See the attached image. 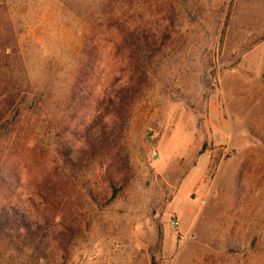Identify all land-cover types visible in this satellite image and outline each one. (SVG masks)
Returning a JSON list of instances; mask_svg holds the SVG:
<instances>
[{
	"label": "rangeland",
	"instance_id": "1",
	"mask_svg": "<svg viewBox=\"0 0 264 264\" xmlns=\"http://www.w3.org/2000/svg\"><path fill=\"white\" fill-rule=\"evenodd\" d=\"M119 6L155 34L149 86L75 163L94 114L71 101L85 41L94 92L137 55L93 28ZM0 129V204L58 234L39 250L0 237V264H264V0H0Z\"/></svg>",
	"mask_w": 264,
	"mask_h": 264
},
{
	"label": "trees",
	"instance_id": "2",
	"mask_svg": "<svg viewBox=\"0 0 264 264\" xmlns=\"http://www.w3.org/2000/svg\"><path fill=\"white\" fill-rule=\"evenodd\" d=\"M123 11L122 6L113 8V11L106 18L101 16L103 18L97 19L100 20V24L105 22V24L108 23L110 26L99 27L96 20L97 23L93 22L95 23L93 28L105 36L116 32L120 38V42L130 41L133 51L137 55L128 66L129 74L120 78L116 84V89L106 91V87L103 86L102 90L94 92L92 81L95 72V59L91 55V51L93 48L97 49L99 44L97 42L91 43L90 38L94 35L91 34L84 43L82 49L83 59L79 63V70L76 71L70 82V90L73 95L71 101L80 104L88 100V103H91L90 107L92 106L94 111L90 123L85 124L83 120H79V124L83 127V132L74 131L75 135H77V140H80L81 137L83 138L81 146L89 148V150H86L85 155L72 156L75 163L76 160L82 163L86 157H90L91 160L96 161L97 158L94 157V153L100 149V146L103 147L104 143L108 145L107 141L112 140L111 142H114L117 140V132L119 133L117 130L120 127H122V130L125 128L137 100L149 86L151 61L154 55L151 42L155 34L152 30L143 28L137 24L127 25L124 20ZM101 92L105 96L100 97L101 95L99 94ZM1 97L3 99L8 98L6 94H2ZM11 101L12 99L8 101V104ZM102 101H109V105L112 108L111 111H107L109 112L107 114L103 113L102 107H100ZM82 114V108H79L78 115ZM106 127H110L111 130H107ZM109 160V164L112 165V159L110 158ZM108 179L110 184L113 185V191L110 196V199H112L117 195L119 190L115 186V182H117L115 176H109ZM51 189L55 192L57 187L52 186ZM55 211L45 212L44 214L47 215L46 220L51 218V215L54 216L58 213ZM13 234L17 237L16 247L20 250L27 247L31 248L30 244H34V249L39 250L43 244L45 246L49 245L47 241L49 242L51 236L58 235L54 230L51 231L49 225L38 224L33 227L32 222L29 220V215L25 211L20 210L16 205L0 204V237L8 243H13ZM41 253L37 256H41Z\"/></svg>",
	"mask_w": 264,
	"mask_h": 264
},
{
	"label": "built area",
	"instance_id": "3",
	"mask_svg": "<svg viewBox=\"0 0 264 264\" xmlns=\"http://www.w3.org/2000/svg\"><path fill=\"white\" fill-rule=\"evenodd\" d=\"M156 154H157V151H156V150H154V151H153V155L155 156Z\"/></svg>",
	"mask_w": 264,
	"mask_h": 264
}]
</instances>
